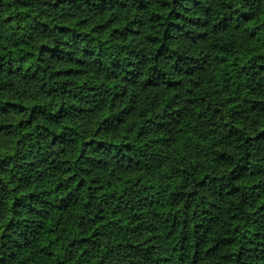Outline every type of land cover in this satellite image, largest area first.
Instances as JSON below:
<instances>
[{
    "label": "trees",
    "instance_id": "obj_1",
    "mask_svg": "<svg viewBox=\"0 0 264 264\" xmlns=\"http://www.w3.org/2000/svg\"><path fill=\"white\" fill-rule=\"evenodd\" d=\"M0 264H264V0H0Z\"/></svg>",
    "mask_w": 264,
    "mask_h": 264
}]
</instances>
